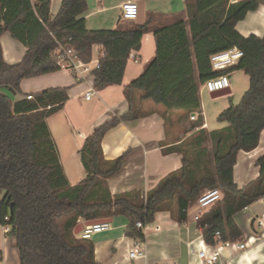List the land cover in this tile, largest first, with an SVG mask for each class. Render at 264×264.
Instances as JSON below:
<instances>
[{
	"label": "trees",
	"instance_id": "1",
	"mask_svg": "<svg viewBox=\"0 0 264 264\" xmlns=\"http://www.w3.org/2000/svg\"><path fill=\"white\" fill-rule=\"evenodd\" d=\"M185 2L187 19L153 28L149 15L144 23L123 30L88 28L84 16L88 0H62L54 17L52 0H0V38L9 32L26 47L21 61L9 63L0 41V204L10 209L9 239L18 250L20 264H101L94 240L74 232L81 220L123 215L130 221L126 235L144 238L138 221L152 224L156 212L167 210L172 218L186 223L190 209L208 188L221 189L223 196L200 215L204 240L219 245L244 239L235 215L264 196V155L256 161L258 177L242 187L234 181V166L241 150L251 152L259 145L264 130V36L246 37L236 26L264 0ZM150 29L156 37V55L125 86L129 110L86 137L81 154L87 175L71 184L47 122L63 109L69 86L48 88L32 94V100L17 101L2 88L18 94L24 79L60 70L55 55L60 45L74 46L86 62L93 59V46L101 45L94 87L101 90L121 84L130 53L140 49ZM233 46L244 56L227 69L215 70L211 57ZM234 70L249 76L250 87L238 104L220 113L227 125L213 130L201 127L191 144H185V138L165 149L180 152L182 166L154 189L112 194L108 178L120 172L128 153L107 159L102 149L104 134L119 122L151 114L145 108L147 101L163 106L164 114L196 115L201 112L202 84Z\"/></svg>",
	"mask_w": 264,
	"mask_h": 264
},
{
	"label": "crops",
	"instance_id": "2",
	"mask_svg": "<svg viewBox=\"0 0 264 264\" xmlns=\"http://www.w3.org/2000/svg\"><path fill=\"white\" fill-rule=\"evenodd\" d=\"M61 1L52 0V17L57 14ZM125 1L88 0L89 8L84 14L88 28L124 30L133 27L137 22L136 20H126L122 17L121 4ZM143 1L145 20L150 15L154 20L153 28L166 26L182 17L187 19L185 0ZM230 1L236 2L238 0ZM236 28L246 37L251 34L263 37L264 5L249 11L245 19L237 23ZM0 41L3 47V57L9 63H18L24 58L26 47L19 40L13 39L9 32H4ZM102 52L101 45L93 46L92 55L94 59H98ZM155 52L156 37H154L153 30L150 29L143 35L140 49H133L131 52L137 58L130 56L128 59L123 82L118 85L106 86L101 90L94 87L92 76L88 77L87 75L84 80H79L76 74L69 69H60L22 81V91L14 96L13 101L48 88L69 86V99L65 102L63 109L48 117L47 122L57 142L62 166L71 184L81 181L87 175L81 154L86 137L107 120L120 116L129 110L130 103L125 96V86L144 72L146 65L156 55ZM228 75L231 84L230 93L233 94L235 89L239 87L238 80L240 84L244 85V88L250 87L249 76L244 71L234 70ZM90 88H93L94 93L90 99H87L86 92ZM244 90L247 91L248 89ZM88 102L91 103L88 104ZM85 104L97 112H94L93 119L82 125L78 121L80 115L77 114L80 108H84ZM145 108L150 110L151 114L135 119V121L119 122L117 126L109 129L103 136L102 149L107 159H115L125 152L128 153L120 172L108 178V186L112 194L137 189L143 193L148 192L154 189L158 182L170 172L178 170L182 166V154L178 151L166 153L165 149L169 148L170 145L184 141L189 136L190 133L188 132L178 138L174 135V128L182 127L189 123L190 119L186 117V114L179 112L164 114L163 106L150 101L145 102ZM201 114L204 115L203 109L201 112H197L196 118L198 119ZM202 118V124L205 122L203 128L213 130L205 115ZM75 119L77 120L75 121ZM198 129L200 128L198 127ZM163 143L166 144L163 145ZM262 155H264V130L256 148L252 149L251 152L244 150L239 152L237 163L234 166L235 183L242 187L258 177L260 167L256 165V161ZM197 211L196 205L193 206L190 209L191 218L183 224L172 218L170 211L156 212L155 222L147 225V229L143 232L145 235L143 240L148 255L139 262L127 258V249L133 245L136 238L125 233L126 228L130 225L129 219L123 215L111 217L110 228L93 235L96 258L101 264H156L162 262L208 264L201 262L197 249L201 248L203 244L210 246V249L213 246L204 240L198 221L193 217ZM263 214L264 196L237 212L235 215L236 222L244 232V239L239 240L240 242L246 241L250 237L254 238L261 231L258 226L256 228L255 223L260 220ZM85 222L81 220V223ZM6 242H2L0 245L4 253ZM217 247L221 250L217 264H264V238L250 243L245 249H235L225 244Z\"/></svg>",
	"mask_w": 264,
	"mask_h": 264
},
{
	"label": "built area",
	"instance_id": "3",
	"mask_svg": "<svg viewBox=\"0 0 264 264\" xmlns=\"http://www.w3.org/2000/svg\"><path fill=\"white\" fill-rule=\"evenodd\" d=\"M140 0H126L122 5V17L126 20H136L140 12ZM131 54V53H130ZM55 55L59 58V64L61 69H69L74 72L77 76V79L84 80L86 76L95 77L94 70L100 67V58L92 59L90 62L83 61L78 55V51L74 46H59L55 50ZM130 56L137 58L134 54ZM244 56V51L239 49L236 46H233L230 49L216 52L211 57L212 66L215 70H224L234 64H237L240 59ZM202 87L210 91L211 93L217 92L219 90L227 89L231 87L230 78L228 74H221L217 77L210 78L206 80ZM94 90L90 88L86 92V98L90 99L93 95ZM28 99L32 100L33 96L28 95ZM191 118L196 119V115H192ZM205 122L201 125L204 127ZM223 196V192L219 188H208L203 194L197 199L196 207L198 209L197 213L193 216L195 220L200 219L201 213L204 210H207L212 204L220 199ZM11 221V212L10 209H6L5 205L0 204V238L2 242L5 243L7 238H9V233L12 230ZM258 226L261 229L256 236L248 238L246 241L238 242H222L231 246L235 249H245L249 246L250 243H254L257 239L264 238V214L258 221ZM137 227L143 228V232L147 229V225H144L142 221H138ZM110 228V223L105 222L104 224H89L85 225L83 229L77 234L78 237L89 239L93 238V235L103 232L106 229ZM219 235V233H218ZM209 244V243H208ZM219 244V245H221ZM211 245V244H210ZM211 249L208 245H202L198 250V256L201 262L208 264H217L219 262L220 248L218 245H212ZM147 252L145 249V243L143 238H135L133 245L127 249V258L134 262H139L147 257ZM0 264H6V256L2 248H0ZM156 264H171L168 262L156 263ZM173 264V263H172Z\"/></svg>",
	"mask_w": 264,
	"mask_h": 264
},
{
	"label": "rangeland",
	"instance_id": "4",
	"mask_svg": "<svg viewBox=\"0 0 264 264\" xmlns=\"http://www.w3.org/2000/svg\"><path fill=\"white\" fill-rule=\"evenodd\" d=\"M238 86L239 87H237L235 89V91L233 90L234 91L233 94L232 93H225L222 95H218L217 97H213L212 93L210 91H208L207 89H205L204 87L201 86L200 101L202 102V109L204 111V115L207 118V120L209 121L211 128L218 129L220 127L227 125V122H224L220 119V117H219L220 113L223 112L225 109L229 108L230 106H232L234 104H238L241 101L240 99L242 98V95L246 91L244 89L249 88V86H248V88H244V85L240 84L239 80H238ZM2 90L4 92L8 93L12 99L16 95V94H14V92L12 90H10V88H8L6 86L3 87ZM89 103H91V102H88V104ZM88 104H85L84 108L83 107L80 108L79 109L80 111L77 114V115H80L78 118V121L82 125H85L87 122H89V120L93 119L95 116V115L93 116L94 112H97L96 110L90 109L89 106H87ZM202 109H200L198 111H201ZM186 117L190 119V122L183 125L182 127H180V126L175 127L174 128V131H175L174 135L177 136L178 138H181V136H183L182 134L185 135L189 132L190 134L188 137H186L185 144H189V143L191 144L193 138L198 136V131H199L198 127L200 125H202V122L198 123L200 116L198 117V119L197 118L193 119V118H191L190 115H187ZM71 118L74 120L72 115H71ZM76 120L77 119H75V121ZM201 127L202 126H200L199 128L201 129ZM2 198H3V196H2ZM6 209H8V206H6ZM255 224H256L255 226L257 228L258 220L256 221ZM7 239L8 240H7L6 245H5L6 246L5 247L6 264H20V255H18L17 248L13 245V241L11 239H9V238H7ZM1 243H2V239L0 238V245H1Z\"/></svg>",
	"mask_w": 264,
	"mask_h": 264
},
{
	"label": "water",
	"instance_id": "5",
	"mask_svg": "<svg viewBox=\"0 0 264 264\" xmlns=\"http://www.w3.org/2000/svg\"><path fill=\"white\" fill-rule=\"evenodd\" d=\"M139 4H140V12H139V15H138L136 21L138 23H144L146 21L145 20V4H144V1L140 0ZM225 93H230V89L227 88V89L219 90L217 92L212 93V96L217 97L218 95H222ZM254 221H255V219L252 222L253 224H254ZM105 222H108V223L112 222L111 217H105V218H99V219H90V220L86 221L85 223H80L78 225V227L75 228L74 232H75V234H78L83 229V227L85 225L104 224Z\"/></svg>",
	"mask_w": 264,
	"mask_h": 264
}]
</instances>
